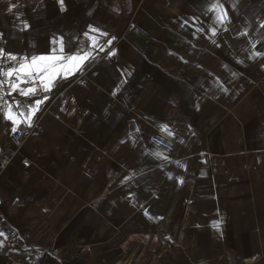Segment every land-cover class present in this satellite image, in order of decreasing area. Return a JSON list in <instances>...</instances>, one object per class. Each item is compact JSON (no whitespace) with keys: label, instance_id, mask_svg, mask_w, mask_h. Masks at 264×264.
<instances>
[{"label":"crops","instance_id":"1","mask_svg":"<svg viewBox=\"0 0 264 264\" xmlns=\"http://www.w3.org/2000/svg\"><path fill=\"white\" fill-rule=\"evenodd\" d=\"M216 3L0 0L6 52L92 49L0 172V264H264V0Z\"/></svg>","mask_w":264,"mask_h":264},{"label":"snow or ice","instance_id":"2","mask_svg":"<svg viewBox=\"0 0 264 264\" xmlns=\"http://www.w3.org/2000/svg\"><path fill=\"white\" fill-rule=\"evenodd\" d=\"M61 5H63V0H60ZM15 5H12L9 8V11H12ZM217 12V21L223 23L228 19L227 12L219 4L217 0L216 4H213L212 9ZM24 27L27 28L28 24L25 23ZM264 27V25H262ZM91 32H99V29L91 28ZM213 35H215V29L212 30ZM101 36H106L107 33L100 32ZM85 36L89 37L92 41V48L99 47L100 51H103V46H99L97 43L98 38L94 36H89V33H85ZM114 39V38H113ZM58 42L60 45L59 52H64L63 39L60 38ZM112 40L108 41V44H111ZM56 49H53L52 53L49 55L33 56L30 58H18L15 55H12L10 51L6 52L5 49L0 48V64H6L8 61L16 62L15 64L7 67H0V100H4V96L11 95L12 92H16L19 95L24 97H32L37 92V82L42 87V90L47 92L51 90V87L54 84L55 77L59 76L61 73L66 75L71 72L72 69L68 68L65 62H75L74 67L78 70L82 64L92 58V49L85 51L83 49L79 50L76 54L71 56L65 55H56ZM259 55V53H257ZM48 62V63H43ZM55 74V75H53ZM30 84L31 87H21V85ZM5 87L8 88V92L5 93ZM48 97L44 96L43 99H35L33 104L27 106V108H22L20 101H14L17 109H20L18 112L13 111V103L4 101L5 107H0V112L3 113L4 118L12 121L13 128L12 131L16 132L18 126L21 122L31 125L33 116L39 110L41 104L44 100H47ZM25 113H27L25 115ZM22 119H20V118ZM164 129L167 130V126H164ZM171 134V133H169ZM159 155V153H157ZM214 227H219V222H214ZM3 233H0L2 236Z\"/></svg>","mask_w":264,"mask_h":264},{"label":"built area","instance_id":"3","mask_svg":"<svg viewBox=\"0 0 264 264\" xmlns=\"http://www.w3.org/2000/svg\"><path fill=\"white\" fill-rule=\"evenodd\" d=\"M33 129L34 128L32 126L19 125L18 130L16 132H13L10 136L11 147L8 148L0 147V172L3 171L7 167V165L10 164L11 161L19 154V151L24 145V143L28 139H30L31 136L33 135V131H34ZM30 163L31 162L28 158L25 157L21 158V164L23 166H29ZM17 202H18V197H14L9 201V206L13 207L16 205ZM11 241L12 238L9 240V242ZM48 253L52 255H57V249L51 247L49 249L32 251L29 257L33 263H36Z\"/></svg>","mask_w":264,"mask_h":264},{"label":"rangeland","instance_id":"4","mask_svg":"<svg viewBox=\"0 0 264 264\" xmlns=\"http://www.w3.org/2000/svg\"><path fill=\"white\" fill-rule=\"evenodd\" d=\"M15 63L16 62L8 61L6 64H0V67H4L6 69L7 67H9V66H11V65H13ZM0 79H3V77H0ZM36 86H37V92H36L35 96H33L34 97V100L40 98L42 96V93H43L41 85L40 84H37ZM21 87H31V85L30 86L29 85L28 86L27 85H21ZM4 91H5V93H7L8 92V88L5 87ZM21 96L22 95H19L16 92H12L11 95H7L6 94L4 96V101H7L9 103H13L14 101H20L19 100L20 99L19 97H21ZM20 103H21V106H22L23 103L22 102H20ZM13 109L15 111H18V109L16 108V106H15L14 103H13Z\"/></svg>","mask_w":264,"mask_h":264}]
</instances>
